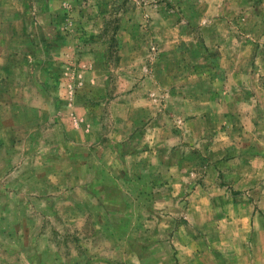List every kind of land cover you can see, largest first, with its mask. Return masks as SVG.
Masks as SVG:
<instances>
[{"label":"rangeland","instance_id":"obj_1","mask_svg":"<svg viewBox=\"0 0 264 264\" xmlns=\"http://www.w3.org/2000/svg\"><path fill=\"white\" fill-rule=\"evenodd\" d=\"M262 221L264 0H0V264H165Z\"/></svg>","mask_w":264,"mask_h":264},{"label":"crops","instance_id":"obj_2","mask_svg":"<svg viewBox=\"0 0 264 264\" xmlns=\"http://www.w3.org/2000/svg\"><path fill=\"white\" fill-rule=\"evenodd\" d=\"M85 146L87 147L86 143ZM70 160L75 163V167L77 169L74 170L73 174H68L67 177L69 179L73 180L72 184L74 188H71V194L74 193L75 195L80 196V202L77 203L76 200H74V205L76 209L84 211V212H92L93 209V193H94V187H93V178L96 177L93 175L92 170H86L83 173H81L78 168L80 167H89L92 166V159L90 156H70ZM74 167V168H75ZM108 173H105L104 177H107ZM42 177V175H40ZM102 177V174H101ZM80 180L77 184L74 180ZM78 205V207H77ZM120 206V208L118 207ZM126 205L125 203H119L116 202L112 205V208L106 207L107 210H113V211H119L122 210L121 207H124ZM127 206L131 207L133 211L138 208V205L135 203L128 204ZM102 208V206H100ZM75 209V212H76ZM96 211V210H95ZM123 211V210H122ZM116 214V213H115ZM118 214V213H117ZM156 216H154L155 218ZM72 221V220H71ZM116 222H110L109 226L117 225L123 226V222L121 220L116 219ZM155 222V219H154ZM101 223V221H100ZM117 223V224H116ZM253 223V222H252ZM102 224V223H101ZM134 224V221L132 219V224ZM81 223H76V226H80ZM215 222L213 224L209 225V227L213 228L215 230ZM247 226V224H246ZM264 226V222L262 221L261 226ZM181 229H187V225H182L180 227ZM179 229V228H178ZM185 229V230H186ZM220 230V229H219ZM209 234L207 236H192L183 234V230H178L176 234L168 238L165 242L166 245L170 246L173 251L172 253H167L164 255L165 264H256L255 259L258 261L259 258L256 255V251L253 252L252 257V251L250 250L249 243L250 240H253L257 242H261V245L264 244V235L259 234L258 236H250V235H221L219 234ZM217 231V230H216ZM152 236V239L150 240V243L148 247L149 254H146V252H143V254L136 255V258L139 261H142V259H145L146 257L155 258L158 259V246H157V240H156V230H154V233H150ZM121 235L118 236V238ZM154 248L156 249L154 251ZM260 256L262 259H264V248L262 247L260 252ZM169 255H171L172 258H169ZM77 256V253H76ZM79 258H75L73 264H77V262H80L81 260H88L91 258L89 252H84V254H81L78 256ZM160 257V256H159ZM152 258V259H153ZM254 258V260H253ZM92 260H98V258ZM156 262V261H154ZM99 263L103 264H114L111 260L108 258H100ZM86 264H93L92 261H87ZM95 264H98L95 261ZM263 264V263H261Z\"/></svg>","mask_w":264,"mask_h":264}]
</instances>
